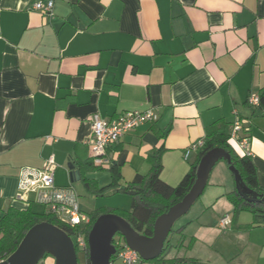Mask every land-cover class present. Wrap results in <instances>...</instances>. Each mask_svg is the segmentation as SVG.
Wrapping results in <instances>:
<instances>
[{
	"label": "crops",
	"instance_id": "1",
	"mask_svg": "<svg viewBox=\"0 0 264 264\" xmlns=\"http://www.w3.org/2000/svg\"><path fill=\"white\" fill-rule=\"evenodd\" d=\"M40 1L48 0H0V216L27 207L17 199L20 176L51 156L56 186L74 190L83 213L130 210L127 195L96 198L71 181L69 163L79 170L92 160L95 114L108 122L153 114L108 149V166L86 173L99 188L116 172L122 183L146 176L157 151L160 178L177 186L197 161L187 150L215 124L232 135L237 121L264 187V0H55L51 14L34 9ZM235 187L219 162L166 242L167 259L264 264V225L250 212L234 214L226 195Z\"/></svg>",
	"mask_w": 264,
	"mask_h": 264
},
{
	"label": "trees",
	"instance_id": "2",
	"mask_svg": "<svg viewBox=\"0 0 264 264\" xmlns=\"http://www.w3.org/2000/svg\"><path fill=\"white\" fill-rule=\"evenodd\" d=\"M231 136L226 127L218 124L210 127L205 139H203V145L196 150L198 152L197 161L191 165L190 170L177 186H171L160 178L163 171L160 151L150 156L152 169L149 174L146 176L138 175L132 182L122 183L121 173L116 172L113 175L112 183L105 188H99L96 181L86 178L88 171L98 168L94 166L92 160L85 164H79L78 169L81 174V181L84 182L85 187L94 197H104L109 192L110 195H127L132 199L130 210L98 209L89 214V222L85 226L74 229L48 211L45 205L37 203L33 199L29 200L26 202L27 207L25 209L9 208L0 216V260H7L18 249L27 232L40 223L55 225L71 238L78 232L84 234L87 248L83 253L86 255L87 264H91L88 245L89 233L96 220L104 214L119 215L138 234L152 237L157 218L168 213L175 204L179 203L189 193L196 181L198 167L202 158L215 148L223 149L229 154L231 163L229 164L225 158H222L215 163L213 168L219 162H224L229 168L233 166L247 189V192H244L238 187L236 182L235 190L226 195L234 207V214L250 212L254 215L257 223L264 225V187L259 184L258 171L253 161V156L251 154L239 155L230 143ZM231 173L235 177L234 173ZM38 206L41 208L37 209L36 207ZM117 238L125 241L120 234H118ZM113 244L115 245V239ZM115 247L118 251L122 246L115 245ZM169 248V245L165 246L163 253L152 262H159L160 264H203L191 258L167 259L168 253L166 251ZM76 251H79L77 247ZM48 256L51 255L46 254L44 258ZM115 258H117V255L112 257V263Z\"/></svg>",
	"mask_w": 264,
	"mask_h": 264
},
{
	"label": "water",
	"instance_id": "3",
	"mask_svg": "<svg viewBox=\"0 0 264 264\" xmlns=\"http://www.w3.org/2000/svg\"><path fill=\"white\" fill-rule=\"evenodd\" d=\"M225 158L231 163L230 155L223 149L215 148L201 160L196 181L189 193L168 213L157 218L152 237L138 234L133 227L121 216L104 214L94 223L89 236V260L91 264H113L112 257L117 249L113 244L116 235L120 234L127 246L136 251L143 261H153L165 250V244L174 224L185 216L194 203L206 189L209 174L215 163ZM71 170V181H81V174L74 163L68 165ZM238 187H244L239 173L231 166ZM46 254L56 259V264H79L78 255L73 239L63 230L49 223H40L32 227L26 234L18 249L0 264H38Z\"/></svg>",
	"mask_w": 264,
	"mask_h": 264
},
{
	"label": "built area",
	"instance_id": "4",
	"mask_svg": "<svg viewBox=\"0 0 264 264\" xmlns=\"http://www.w3.org/2000/svg\"><path fill=\"white\" fill-rule=\"evenodd\" d=\"M54 3L55 0H48L47 2L40 1L34 5V9L51 14ZM249 103L257 106L260 103V98L254 95L249 99ZM152 119L153 114L151 112H125L110 122L106 121L99 114H95L92 118L93 138L91 143V159L94 166L98 168L108 166L111 163L108 158V149L114 144H117L125 134ZM241 130V122H235L231 139L238 144L244 154H250L248 139H239L238 137ZM202 145L203 140L193 144L187 150L186 157L189 156L191 151H196ZM55 167V160L51 156L42 169H27L23 171L20 176L17 199L26 203L30 200V195H33V200L45 205L48 211L52 212L65 224L74 229L83 227L89 222V216L81 211L78 197L74 190L58 188L56 186ZM230 222L231 218L229 216L221 220L223 227ZM72 239L79 251L84 252L86 250L87 241L84 234L78 232ZM114 239L115 245L122 246L116 252L117 258L121 260L122 264H142V258L136 251L129 248L125 241L117 237ZM2 262L4 260H0V263Z\"/></svg>",
	"mask_w": 264,
	"mask_h": 264
},
{
	"label": "rangeland",
	"instance_id": "5",
	"mask_svg": "<svg viewBox=\"0 0 264 264\" xmlns=\"http://www.w3.org/2000/svg\"><path fill=\"white\" fill-rule=\"evenodd\" d=\"M77 184V183H76ZM242 190H244L243 188H241ZM78 193H79V190H78ZM80 195H81V197H80V200H81V198L85 195V194H83V192L82 193H80ZM121 196H123L122 194H121ZM78 199H79V197H78ZM85 212H89L88 210H86L85 208H82ZM179 222V220L174 224V226H173V230H172V232L170 233V235H169V237H168V240H167V244H168V242H170V240L172 239V237L176 234V229H177V226H178V223ZM116 237H118V235H116L115 236V238ZM167 244H166V246H167ZM166 253H168V250L166 251ZM165 253V254H166ZM164 254V255H165ZM77 255H78V262H79V264H87L86 263V255L83 253V252H81V251H77ZM113 264H122V262H121V260L119 259V258H115L114 259V262H113ZM142 264H160L159 262H152V261H142Z\"/></svg>",
	"mask_w": 264,
	"mask_h": 264
}]
</instances>
